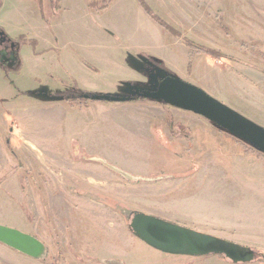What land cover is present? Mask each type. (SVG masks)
<instances>
[{
    "label": "rangeland",
    "instance_id": "obj_1",
    "mask_svg": "<svg viewBox=\"0 0 264 264\" xmlns=\"http://www.w3.org/2000/svg\"><path fill=\"white\" fill-rule=\"evenodd\" d=\"M145 1L163 18L157 0ZM198 2L200 16L191 13L198 24L182 21L173 9L176 15L169 24L179 29L181 37H177L156 24L137 0H111L100 12L91 10L88 0H59L57 11L51 10L48 0L42 7L32 0H0V17L14 16L18 23L17 15L23 29L19 35L37 42L35 49L19 46L39 56L26 60L28 66L37 60L40 72L52 77L62 70L58 77L65 90H107L109 94H93H124L121 97L126 100L134 95V101L122 103L87 102V107L92 105L90 111L66 106L67 141L50 147L62 150L68 162L38 161L47 174L48 206L52 215H60L53 218L59 245L50 243L42 208L30 198L35 219L26 231L48 244L50 255L62 256L51 264H232L223 256H171L148 247L129 230L133 213L205 234L224 235L217 238L250 248L256 252L252 264H264V154L204 118L136 93V88L155 91L162 79L170 76L264 128V89L260 88L264 17L257 12L264 10V1ZM212 4L222 7L217 20ZM205 47L220 51L221 58L206 54ZM223 54L257 66L256 83L250 80L249 89L242 92L239 70L234 63L225 66ZM140 76L146 82L139 84ZM8 134L0 124L3 143ZM236 142L250 151L249 156L241 154L243 148ZM79 150L94 159H75ZM98 160L132 176L157 181L126 182ZM72 163H77L74 168ZM14 165L10 157L5 165L0 164V225L25 231L22 209L9 194L16 179L11 172ZM68 171L74 181L81 179L85 185L88 181L89 187L82 189L90 193L92 187L97 196L68 191L65 184L74 185L65 177ZM213 177L215 181L210 182ZM67 237L73 238L70 245ZM257 254L263 255L262 259ZM18 255L0 245V264H44ZM46 262L50 264L48 259Z\"/></svg>",
    "mask_w": 264,
    "mask_h": 264
},
{
    "label": "water",
    "instance_id": "obj_2",
    "mask_svg": "<svg viewBox=\"0 0 264 264\" xmlns=\"http://www.w3.org/2000/svg\"><path fill=\"white\" fill-rule=\"evenodd\" d=\"M136 93H140L145 99L162 102L204 118L264 154L263 128L188 83L167 76L162 79L155 91L136 90ZM91 100L112 103L126 101L125 98L110 95L93 96ZM98 162L129 183L157 181V179L150 180L132 176L103 160H98ZM129 230L136 239L166 255L192 258L210 255L223 256L233 264H248L253 261L254 257L250 248L142 213L133 214ZM0 244L36 261L46 259L47 250L40 241L2 225H0Z\"/></svg>",
    "mask_w": 264,
    "mask_h": 264
},
{
    "label": "crops",
    "instance_id": "obj_3",
    "mask_svg": "<svg viewBox=\"0 0 264 264\" xmlns=\"http://www.w3.org/2000/svg\"><path fill=\"white\" fill-rule=\"evenodd\" d=\"M199 2L198 0H157V6L163 11V18L160 19L171 26L169 21H174V15L176 14L173 13V9H176L181 14L182 21H193L194 24H198L196 20L194 21L191 13L196 17L200 16L201 7L198 6ZM211 6L215 9L214 16L217 20L222 7L216 4H212ZM1 12L2 9L0 10ZM257 12H260L261 16L264 17L263 9H258ZM16 19H18V23L14 16L0 17V29L3 35L0 42V54L7 53L4 37H7L10 41L23 32L22 26L19 24L20 18L17 15ZM177 21H179L178 18ZM151 27L152 29L156 28V26ZM50 49L53 50V46ZM19 55L23 58V61L18 73H13L9 67L7 75L0 66V124L3 128L9 130L5 143L0 140V164L5 165L8 162V157L14 160V152L17 155L32 156L39 162L40 159H43L44 163L53 162L57 165H62L66 160H64L65 157L60 153L62 150L58 152L55 148L50 147L52 144L59 146L62 141H67L65 134L67 105L64 99L59 96L60 93L65 91V88L60 83L61 78L58 77H61L62 70L60 69L62 65L58 64L60 73L52 77L40 72L37 60H33L32 67L27 65L26 60L31 57L39 59V56L36 57L28 47L21 48ZM137 79L139 84L146 82V79L141 76ZM138 89L136 88V90ZM87 92L109 94L107 90H90ZM118 96H124V94ZM84 109L90 111L92 105ZM5 151H8L11 155L6 154ZM214 179L215 177L209 180L213 182L215 181ZM230 180L232 179L229 178V183ZM237 193L235 195H238ZM241 197L244 196L242 195ZM188 229L195 230V228L189 226ZM195 231L199 230L196 229ZM228 234L229 236L231 235V233ZM209 235L220 238L224 236ZM236 235L238 236L239 234L237 233ZM238 241L243 245L247 244L245 241Z\"/></svg>",
    "mask_w": 264,
    "mask_h": 264
},
{
    "label": "flooded vegetation",
    "instance_id": "obj_4",
    "mask_svg": "<svg viewBox=\"0 0 264 264\" xmlns=\"http://www.w3.org/2000/svg\"><path fill=\"white\" fill-rule=\"evenodd\" d=\"M19 36H21V35H19ZM1 37H3V35H2L1 30H0V42H1ZM4 39L6 40L5 41L6 42L5 47L7 49V53L0 54V66L2 67V69L5 71V73L7 75H8L7 69L9 67L11 68L13 73H16V72L18 73L22 67V61L20 60V55H19L20 47H19L18 43L11 41V40L9 41L7 37H4ZM143 57L147 58L146 55H143ZM229 59L231 61H228ZM222 60H223V63L225 66H227L228 63H234L237 66L236 69L239 70L238 72L241 75V76H239L240 78H238V80L241 81L240 89L242 92L246 91V89H249L246 85H250L249 84L250 80H252L254 83H256V79H257L256 77L257 76L255 74H256V72H258L256 69L257 66L251 67V65L243 63L240 60H236L231 55H227V54H223ZM250 71H251V74H250ZM262 75H263V80H264V74L262 73ZM241 77H244V79H242ZM263 80H262V82H260V88L261 89H264V81ZM60 82H61V80H60ZM65 85H66V83H65ZM71 89L72 90H78L75 87H73V88H67L65 91H68ZM65 91H63V92H65ZM81 91H83V90H81ZM85 92H87V91H85ZM88 93H90V92H88ZM96 95H105V94H96ZM59 96H61L63 98V96L61 94H59ZM118 97L123 98L121 96H118ZM86 98H87V96L84 97L85 100H87ZM126 101H134V95L129 97ZM247 120H249V119H247ZM253 124H255V123H253ZM255 125H257V124H255ZM261 128H263V127H261ZM74 145L75 144L71 145L72 146L71 150L73 153L75 151ZM13 155H14L15 165L12 168L11 172L12 173L15 172L13 175L16 177V179L14 178V181L12 182L13 187L11 188V192L9 194H10V198L13 200V202L15 201L16 204L18 203L19 206L21 207L22 212H23L22 213V219L24 220L23 223L25 224V227L23 226L25 231H21L19 229H18V231L25 233V234L37 239L46 247L47 255H46V259L44 261V264H48L46 262L47 259L49 260L50 264L54 263L56 261H60L62 259V256H60L59 258H56V256L50 255V252L48 250V244H46L43 240H41L37 235L26 231V229L28 227H30L31 224L33 223V219H35L34 210L31 208V206H30L31 204L29 205V198H30L34 202V205L39 204L40 207L42 208L43 223L45 226V230L47 231L50 243L53 246L59 245V237H58V234L56 233L57 227H55V224H54L55 219H53V218L55 216L56 218L59 219L60 215L58 213H55L54 215H52L53 214L52 209L50 210V207L48 206V203H49L48 199L50 197L48 195L49 193H45V189H44V187L48 186V184L46 183L47 182V174L45 173V171L40 166L41 163H39L34 157L29 156V155H17L14 152H13ZM74 158L79 159L82 162L83 161L89 162L92 159H94L93 157L87 156V154L83 150L82 151L81 150L76 151V154H74ZM66 162H68V161L66 160ZM76 164L77 163H72L73 168H74V165H76ZM19 173H21V176ZM68 173H70V174L65 175V177L71 179L72 173L69 171H68ZM112 174H114V173H112ZM72 176H74V175H72ZM74 177H76V175ZM67 178H66V180H67ZM149 179L154 180L157 178H149ZM38 181H41L42 183L39 184ZM71 181L73 182L74 180L71 179ZM2 182H3V180L0 179V185ZM86 182L87 183L85 185V183L81 182V179L80 180L77 179L76 181H74V183H73L74 185H72V184L71 185L65 184V185H66V189L68 191H70L71 193H75V194L79 193V194L83 195L85 193H89V190H86V191L83 190L84 186L89 187V182L88 181H86ZM90 188L92 190L90 192L91 194L90 193L89 194L92 195L93 197L97 196L96 194L98 192L96 190H94L92 187H90ZM61 193H62V191H61ZM46 194H47V196H46ZM62 196H63V194H62ZM58 209H59V211H61L62 208L58 207ZM133 214H135V213H133ZM61 220H63V218H60V221ZM176 225H178V224H176ZM5 227H7V226H5ZM8 228H11V227H8ZM12 229H14V228H12ZM15 230H17V229H15ZM66 230H67V227L65 226L64 231H66ZM72 240H73L72 237H67L68 245L71 244ZM1 246H3V245H1ZM3 247H5V246H3ZM5 248H7V247H5ZM7 249H9V248H7ZM9 250H11V249H9ZM11 251H13V250H11ZM13 252H15V251H13ZM15 253H17V252H15ZM17 254H19V253H17ZM255 254L256 253H253V256H254L253 261H251L248 264L254 263ZM19 255L26 257L22 254H19ZM26 258H29V257H26ZM259 258L262 259L261 256H259ZM29 259H31V258H29ZM41 262H43V261H41Z\"/></svg>",
    "mask_w": 264,
    "mask_h": 264
},
{
    "label": "trees",
    "instance_id": "obj_5",
    "mask_svg": "<svg viewBox=\"0 0 264 264\" xmlns=\"http://www.w3.org/2000/svg\"><path fill=\"white\" fill-rule=\"evenodd\" d=\"M35 3H37V5L39 7H42L44 0H32ZM49 5L51 7L52 11H57L58 9V2L59 0H48ZM111 0H88V7L95 11V12H100L104 9H106L109 4H110ZM137 2L139 3V5L141 6V8L145 11V13L156 23L158 24L160 27H162L164 30L170 32L171 34L177 36V37H181V34L179 33V31L175 30L174 28H172L171 26H169L168 24H166L165 22H163L157 15L154 14V12L151 10V8L149 7V5L147 4V2L145 0H137ZM1 30V29H0ZM14 41L16 43H18L19 46H30L32 49H35L37 42L33 39H27L25 36L21 35L17 38H15ZM189 46V45H188ZM191 46V45H190ZM206 51H204L206 54L211 55L215 58H221V54L220 52L213 50V49H209L207 47L204 48ZM156 62L155 64L164 67V65L158 61H154ZM65 101V104L69 107V108H79V107H87L86 103L87 102H97V101H92L91 97L93 96H98L96 94L93 93H88L85 91H81V90H68L65 91L63 93H60ZM87 96V100L84 99V97ZM99 102H104V101H99ZM236 145H240L239 148H243V146L240 143L236 142ZM242 152V153H241ZM240 151H238V153L241 154H245L247 156H249L250 151H244V148ZM260 158V157H258ZM256 253V252H255ZM259 256H263V255H259Z\"/></svg>",
    "mask_w": 264,
    "mask_h": 264
}]
</instances>
